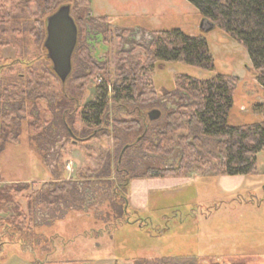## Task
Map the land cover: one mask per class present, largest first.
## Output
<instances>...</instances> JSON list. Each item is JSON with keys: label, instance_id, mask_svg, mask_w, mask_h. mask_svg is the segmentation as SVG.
Here are the masks:
<instances>
[{"label": "rangeland", "instance_id": "1", "mask_svg": "<svg viewBox=\"0 0 264 264\" xmlns=\"http://www.w3.org/2000/svg\"><path fill=\"white\" fill-rule=\"evenodd\" d=\"M53 1L56 8L70 5L78 28L65 90L78 95L79 107L67 116L69 124L79 138L103 130L73 142L62 123L53 122L60 120L52 113L58 112L61 94L43 47L47 0H0V184L26 188L10 193L15 213L23 215L9 231L0 229V241L22 243L42 258L49 243L60 249L69 240H99L112 241L116 264H264V149L256 155L254 173L242 177L193 171L146 178L163 166L161 157L148 153L151 131H161L160 119L150 126L148 139L128 148L117 163L122 147L140 135L133 119L136 106L144 112L158 108L165 117L172 101L166 93L176 90L179 75L201 80L218 74L236 77L228 125L264 126V87L244 46L216 26L208 30L211 24L188 0ZM173 29L205 39L214 69L160 61L146 70L151 35ZM127 71L132 72L124 84L134 81L135 93L120 103L135 112L118 110L110 100L108 124L104 117L99 126L85 123L82 112L97 99L98 88L106 84L112 95ZM142 91L156 95L140 96ZM163 97L162 103L149 104ZM182 111L171 120H178ZM116 120L123 125L115 126ZM183 124V133L200 137L203 149L220 158L217 141L201 137L196 121ZM164 164L173 166L175 161L165 159ZM104 174L109 177L102 178ZM143 180L152 182L148 190ZM116 194L121 198L114 204ZM123 196L128 205L118 217ZM145 200V209L131 208ZM125 257L127 262L120 261Z\"/></svg>", "mask_w": 264, "mask_h": 264}, {"label": "trees", "instance_id": "2", "mask_svg": "<svg viewBox=\"0 0 264 264\" xmlns=\"http://www.w3.org/2000/svg\"><path fill=\"white\" fill-rule=\"evenodd\" d=\"M188 1L198 8L199 13L211 25L218 27L230 38L244 46L254 70L259 73L258 82L264 87V0ZM45 3L50 12L48 16L61 6L58 8L54 7L56 1L50 2V0H47ZM148 45L149 47L146 50V70H151L153 65L160 61H180L197 68L214 69L208 44L201 37H189L178 29L164 30L153 33ZM131 72L127 71L121 74V85L113 87L112 95H108L106 84L100 86L97 99L85 106L82 112L85 123L99 126L103 117V123H109L108 105L110 100L115 103V107L118 110L124 109L128 111V114L136 111V116L133 119L137 125L139 124L140 135L136 137L134 142L126 143L122 147L118 156V165L121 163L122 157L128 148L137 143H142L148 139V133L153 132L151 134L153 139L150 142L148 153L154 154L155 157H161L164 161L165 159L174 160L175 165L166 166L163 161V166L151 170L146 178L178 177L193 171L200 172L203 176H246L254 173L256 155L264 149V126L258 123L236 127L228 125L227 118L232 106L233 91L238 82L236 77L218 74L211 79L201 80L187 75H179L176 80V90L166 93L171 96L172 101L166 105L164 110L165 117H163L161 110L158 108H152L144 112L140 106H136L135 111H129L126 103H120V101H129L131 99L130 96L135 93L134 81L132 84H124ZM59 82V95L61 94V97H59L55 108L58 112H53L52 117L56 116V114L60 115V120L53 122L56 124L62 123L61 125L64 127L66 135L73 142L76 139L82 142L93 138L103 128H96L87 137L83 138H79L74 133L67 116H72L79 107L78 95L65 90L66 82L65 84H62L60 80ZM145 92L147 91H142L140 96L146 95ZM147 93L152 96L156 95L152 92ZM163 101L164 97L157 98L153 103L149 104L153 105ZM153 109H158L161 115L155 120H150L148 113ZM178 111H182V113L178 120L173 122L171 119H174ZM160 119L164 120L160 125L161 131L150 132L152 123ZM183 120H187V125H191L193 121H196L201 137L217 141L220 147V158L211 155L203 149L200 137L192 135L191 132L183 133L187 128L183 124ZM114 124L115 126L123 125L119 120H116ZM69 129L76 139L72 137ZM179 131L182 132L179 133ZM108 177V174L102 175V178ZM66 184H70L69 181ZM25 189L22 185H10L0 188V202H11V192H22ZM58 189V187H55L53 190L57 192ZM115 197L116 201H114V204L121 196L119 197L116 194ZM122 199L124 208L121 205L116 208V212L119 214L118 217L123 215L128 205L126 196H123ZM14 208L13 211L15 212ZM22 215L23 213L20 211L18 214L15 213V216L8 220L9 228L15 222L14 219H18Z\"/></svg>", "mask_w": 264, "mask_h": 264}, {"label": "crops", "instance_id": "3", "mask_svg": "<svg viewBox=\"0 0 264 264\" xmlns=\"http://www.w3.org/2000/svg\"><path fill=\"white\" fill-rule=\"evenodd\" d=\"M243 175H237L236 177H242ZM155 181V185H158V180ZM152 183V182H150ZM148 181L143 180L142 187L146 190L151 187ZM131 196V195H130ZM132 206L133 209H145L147 201L144 205ZM136 207V208H135ZM112 242V241H110ZM100 243L99 240L92 241H74L69 240L60 249H53L50 244V250L46 252L44 258L37 255V252H33L30 248H24L22 244L15 246L13 242L5 241L0 245V253L6 250V256L0 257V264H116V256L112 252V243ZM9 243L12 246H5ZM15 246V247H14ZM18 247V249H17ZM16 248L18 251H16ZM52 248V249H51ZM21 249V250H20ZM104 251V252H103ZM129 257H125L121 260L127 262ZM132 257H130L131 259ZM126 264V263H122Z\"/></svg>", "mask_w": 264, "mask_h": 264}, {"label": "water", "instance_id": "4", "mask_svg": "<svg viewBox=\"0 0 264 264\" xmlns=\"http://www.w3.org/2000/svg\"><path fill=\"white\" fill-rule=\"evenodd\" d=\"M213 25H210L208 30ZM46 36L43 47L47 58L51 62V69L59 78L62 84H65L67 78L72 72V56L77 45V25L70 14V5L63 4L55 12L45 19ZM161 112L153 109L148 113L150 120L159 118ZM72 137H76L72 134Z\"/></svg>", "mask_w": 264, "mask_h": 264}, {"label": "flooded vegetation", "instance_id": "5", "mask_svg": "<svg viewBox=\"0 0 264 264\" xmlns=\"http://www.w3.org/2000/svg\"><path fill=\"white\" fill-rule=\"evenodd\" d=\"M76 141H78V139H76L75 142ZM6 186H9V184H2V183L0 184V188H4ZM14 216H15V212L13 211V206L10 202L6 201V202H3L2 204H0V229H2L4 232L9 231L10 225L8 223V220L13 218ZM3 243H4L3 241H0V245ZM20 244H22V243H20ZM50 244L51 243H49V245Z\"/></svg>", "mask_w": 264, "mask_h": 264}]
</instances>
